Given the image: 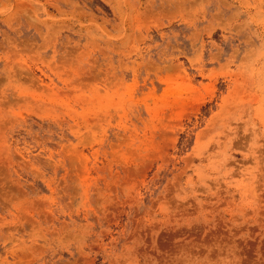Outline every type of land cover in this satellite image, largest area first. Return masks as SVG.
Instances as JSON below:
<instances>
[{
    "label": "rangeland",
    "instance_id": "1",
    "mask_svg": "<svg viewBox=\"0 0 264 264\" xmlns=\"http://www.w3.org/2000/svg\"><path fill=\"white\" fill-rule=\"evenodd\" d=\"M0 264H264V0H0Z\"/></svg>",
    "mask_w": 264,
    "mask_h": 264
}]
</instances>
